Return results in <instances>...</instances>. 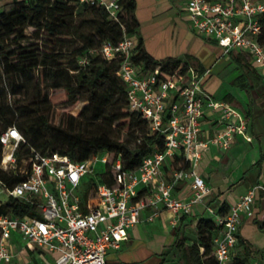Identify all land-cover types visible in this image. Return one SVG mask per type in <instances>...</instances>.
<instances>
[{
  "label": "built area",
  "instance_id": "1",
  "mask_svg": "<svg viewBox=\"0 0 264 264\" xmlns=\"http://www.w3.org/2000/svg\"><path fill=\"white\" fill-rule=\"evenodd\" d=\"M80 1L104 5L114 19L121 9L119 0ZM186 12L191 25L213 37L224 52L247 51L264 76V44L259 40L264 0H186ZM137 44V35L125 34L117 43L104 42L99 51L108 59H121L118 73L130 106L141 112L152 133L163 135L164 147L144 156L136 168H126L121 155L111 150L75 160L31 144L14 125L4 129L0 167L8 177H0V264H28L17 249L19 241L25 243L23 251L48 254L52 264H114L108 260L109 251L129 239V229L141 221L143 210L151 207L148 218L154 220L168 208L176 225L200 203L216 223V264H232L240 224L255 214L264 184L252 185L222 213L205 203L212 186L196 168L210 143L228 149L236 135L250 139L248 118L204 88L202 78L209 69L200 70L191 62L170 75L158 67L146 69L133 59ZM205 107L221 114L222 127L202 139ZM175 156L187 165L165 178L162 167ZM100 162L106 165L102 171ZM109 168L112 183L100 181L99 173ZM184 180L192 186L189 198L175 194Z\"/></svg>",
  "mask_w": 264,
  "mask_h": 264
},
{
  "label": "trees",
  "instance_id": "2",
  "mask_svg": "<svg viewBox=\"0 0 264 264\" xmlns=\"http://www.w3.org/2000/svg\"><path fill=\"white\" fill-rule=\"evenodd\" d=\"M1 1L0 133L14 125L31 144L75 160L111 150L121 155L126 168H136L144 156L164 147L163 135L152 133L141 112L130 106L126 85L118 73L121 59H108L99 51L104 42L117 43L125 34L137 35L133 59L146 69L158 67L170 75L189 63L180 58L157 60L145 50L139 35L136 0H119L117 19L104 5L78 0L90 16L86 20L88 32L81 29L82 22H76L73 2L77 0ZM260 20L263 29L259 40L264 44V13ZM28 27H33L31 33ZM63 33L78 34L83 44L69 54L58 51L57 37ZM235 56L244 68H253L246 55ZM82 59L87 61L82 63ZM246 81L241 74L235 82L246 87ZM54 89L60 91L52 93ZM83 99L87 104L78 114L68 112ZM57 105L66 107L67 112L60 115L55 111ZM262 161L263 157L256 162L260 170ZM0 177H8L1 167ZM99 180L112 183L110 168L99 173ZM227 210L224 205L219 209L222 213ZM174 232L180 264H216V223L212 216L200 218L198 240L191 244L186 243L179 228ZM239 244L244 246V255L234 253L232 264H251L252 244L244 238ZM162 255L157 264L166 262V253Z\"/></svg>",
  "mask_w": 264,
  "mask_h": 264
},
{
  "label": "crops",
  "instance_id": "3",
  "mask_svg": "<svg viewBox=\"0 0 264 264\" xmlns=\"http://www.w3.org/2000/svg\"><path fill=\"white\" fill-rule=\"evenodd\" d=\"M136 16L139 35L147 52L157 60L180 58L200 70L209 69L202 78L204 88L216 98L230 102L248 118L250 139L236 135L228 149L210 143L202 149L203 155L196 168L212 186V192L205 203L218 210L224 205V210H227L252 185L264 184V76L261 69L255 65L247 51L226 53L213 37L198 32L188 19L186 0H136ZM236 53L246 55L253 68H244L235 56ZM227 54L230 58L222 64L220 58ZM241 74L247 80L246 87L235 82ZM221 127V114H213L210 108L205 107L201 138L213 136ZM262 157L260 170L256 162ZM182 165H187L182 157H169L162 167L163 176L169 178L171 172ZM192 192L189 180L181 181L175 188V194L181 198H189ZM254 206L255 214L243 219L238 232L239 243L240 238H244L252 244V250L257 254L252 257L251 264L264 262L259 257L264 255L263 192L258 194ZM151 213V207L143 210L141 221L129 229V239L119 249L109 251V262L157 264L162 254L166 253L164 264H170V261L171 264H180L176 259L178 252L174 245L177 239L175 228H179L186 243L191 244L198 240L200 218L212 216L204 203L197 204L191 214L180 216L176 225L171 223L173 212L168 208H163L154 220L148 218ZM239 243L233 254L241 248ZM31 257L32 261L53 263L48 254L37 256L35 251Z\"/></svg>",
  "mask_w": 264,
  "mask_h": 264
},
{
  "label": "rangeland",
  "instance_id": "4",
  "mask_svg": "<svg viewBox=\"0 0 264 264\" xmlns=\"http://www.w3.org/2000/svg\"><path fill=\"white\" fill-rule=\"evenodd\" d=\"M76 6V10H75V15H76V22L79 24L82 22V27L81 29L83 30H86V32L89 31L90 29V25L89 23H87V19L90 18V16L86 13V10H85V6L80 2V1H74L73 2ZM0 6H2V1L0 0ZM33 30V27H28L27 28V32L28 33H31ZM57 40L58 42L56 43V49L58 51H61L63 52L64 54H69L71 53V51L74 50V48H77L79 46H81L83 44V39H80V37H78V34L76 36L74 35H70L68 33H63V34H60L58 37H57ZM230 56L227 54L226 57H223V58H220L221 60V63L225 64L227 59H229ZM226 60V61H225ZM264 85V84H263ZM60 91V89H54L52 91V93H56ZM87 104V101L85 99H83L82 101H80L77 105H75L73 108H71L68 112L70 113H73V114H78L79 111L81 110V108ZM55 111L59 112L60 115L64 114L65 112H67V109L66 107H64L63 105H57L55 107ZM1 124V123H0ZM0 129H1V125H0ZM131 146L133 145V143L130 144ZM105 164L104 163H99L98 165V170L99 171H102L104 168H105ZM197 237H198V234H197ZM196 237V238H197ZM19 246H17V249H20L22 252H23V255H24V262H29V263H32V257H31V254L26 252V251H23L21 246H24L25 243L22 242V241H19ZM240 249L237 250V254H240V255H244V251H243V247L242 245H240ZM36 255L39 256L41 255L39 252H36ZM254 255H257L255 252H251V254L249 255L250 258H252ZM176 256H178L176 259H178L180 262L182 261V258H181V255L180 253H178ZM261 258L264 259V255L261 254V256H259ZM170 264H171V261H170Z\"/></svg>",
  "mask_w": 264,
  "mask_h": 264
}]
</instances>
